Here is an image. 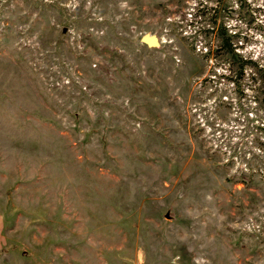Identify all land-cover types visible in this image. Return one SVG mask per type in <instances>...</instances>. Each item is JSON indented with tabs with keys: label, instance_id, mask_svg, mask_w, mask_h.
<instances>
[{
	"label": "rangeland",
	"instance_id": "obj_1",
	"mask_svg": "<svg viewBox=\"0 0 264 264\" xmlns=\"http://www.w3.org/2000/svg\"><path fill=\"white\" fill-rule=\"evenodd\" d=\"M0 235V264H264V0H0Z\"/></svg>",
	"mask_w": 264,
	"mask_h": 264
},
{
	"label": "bare ground",
	"instance_id": "obj_2",
	"mask_svg": "<svg viewBox=\"0 0 264 264\" xmlns=\"http://www.w3.org/2000/svg\"><path fill=\"white\" fill-rule=\"evenodd\" d=\"M144 39L146 41H148L149 44H156L157 43V39H155V37L151 36L150 34L144 35Z\"/></svg>",
	"mask_w": 264,
	"mask_h": 264
},
{
	"label": "crops",
	"instance_id": "obj_3",
	"mask_svg": "<svg viewBox=\"0 0 264 264\" xmlns=\"http://www.w3.org/2000/svg\"><path fill=\"white\" fill-rule=\"evenodd\" d=\"M6 243V238L4 235H0V248Z\"/></svg>",
	"mask_w": 264,
	"mask_h": 264
},
{
	"label": "water",
	"instance_id": "obj_4",
	"mask_svg": "<svg viewBox=\"0 0 264 264\" xmlns=\"http://www.w3.org/2000/svg\"><path fill=\"white\" fill-rule=\"evenodd\" d=\"M151 36H154V37H155V39H157L155 35H151ZM144 41H146V40L144 39ZM146 42L148 43V41H146ZM157 42H158V39H157Z\"/></svg>",
	"mask_w": 264,
	"mask_h": 264
}]
</instances>
